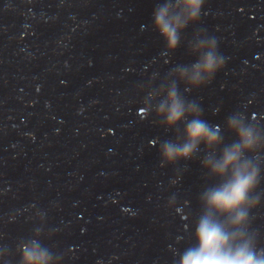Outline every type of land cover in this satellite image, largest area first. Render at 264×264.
Listing matches in <instances>:
<instances>
[{
  "label": "water",
  "instance_id": "95a60500",
  "mask_svg": "<svg viewBox=\"0 0 264 264\" xmlns=\"http://www.w3.org/2000/svg\"><path fill=\"white\" fill-rule=\"evenodd\" d=\"M159 2L0 0L4 264H20L37 235L60 264H177L194 244L198 197L214 181L202 153L161 165L157 142L172 134L145 114L144 86L193 62L197 32L218 40L225 66L185 96L211 123L242 112L264 129V0H206L170 56L151 27ZM258 191L251 229L264 248V181Z\"/></svg>",
  "mask_w": 264,
  "mask_h": 264
},
{
  "label": "clouds",
  "instance_id": "9594fccd",
  "mask_svg": "<svg viewBox=\"0 0 264 264\" xmlns=\"http://www.w3.org/2000/svg\"><path fill=\"white\" fill-rule=\"evenodd\" d=\"M206 0H162L151 13V27L163 42V55L181 46L186 29L205 14ZM194 57L189 64H177L167 78L147 85L144 111L172 134L157 142L162 166L187 164L203 154L199 163L214 183L198 197L201 213L192 226L194 244L179 254L177 264H264V248H258V234L251 229L253 210L260 206L258 191L264 181V129L242 112H233L222 123H211L204 109L185 93L211 83L225 66L218 40L197 32L187 44ZM167 62V61H166ZM183 86V91L181 87ZM225 132L234 139L225 142ZM20 264H60L61 256L44 246L38 235L19 247ZM0 250V264H4Z\"/></svg>",
  "mask_w": 264,
  "mask_h": 264
}]
</instances>
